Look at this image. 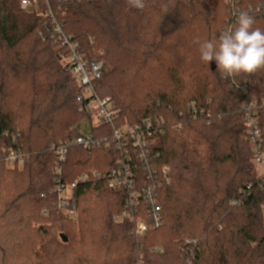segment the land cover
I'll use <instances>...</instances> for the list:
<instances>
[{
  "label": "trees",
  "instance_id": "16d2710c",
  "mask_svg": "<svg viewBox=\"0 0 264 264\" xmlns=\"http://www.w3.org/2000/svg\"><path fill=\"white\" fill-rule=\"evenodd\" d=\"M259 4L146 0L139 10L127 0L50 2L86 58L104 62L94 87L114 103L117 125L165 122L149 163L168 167L171 181L159 189L161 226L140 242L132 223L115 220L126 194L103 177L120 158L111 147L70 148L67 182L84 172L102 176L77 187L76 220L57 210L53 147L77 137L82 120L96 137L112 130L77 108L82 89L65 70L67 52L53 38L46 6L29 11L20 0H0V264H184L192 249L190 264H264V180L245 121L254 103L264 131V69L225 78L193 43L235 24L231 9L247 11L264 30ZM9 147L23 152V167L5 166ZM136 164V181L146 182L148 170Z\"/></svg>",
  "mask_w": 264,
  "mask_h": 264
},
{
  "label": "built area",
  "instance_id": "2783aa9c",
  "mask_svg": "<svg viewBox=\"0 0 264 264\" xmlns=\"http://www.w3.org/2000/svg\"><path fill=\"white\" fill-rule=\"evenodd\" d=\"M60 4L75 3L81 0H54ZM51 0H20L21 6L29 11H33L36 5L46 6L47 16L50 19V27L53 38L59 47L67 52L65 70L71 72L79 82L82 92L76 99L79 111L88 112L93 110L95 123L108 126L112 130L110 137L102 135L96 137L94 134L84 135L79 133L75 138L61 142L53 147L55 154L54 181L50 194L54 197L53 203L57 210L67 219L75 220L78 209L75 201L76 189L80 184H84L91 178H101L97 172H84L76 180L69 183L65 180L64 166L67 163L69 150L72 146L84 148L86 150L100 149L104 146L111 147L120 158L116 167L103 174L108 181V188L124 192L126 194L123 211L116 216V222H130L135 226L138 236L144 238L151 230L161 226V207L159 204V189L163 185L170 184L169 168L164 166L161 170L155 169V163L150 157L151 148L154 144V137L162 132L164 121L148 118L141 123L130 125H117L118 113L110 98H101L95 91L94 82L100 80L104 73V62L100 59L88 60L84 53L80 51L79 43L64 31L63 25L57 22L50 7ZM233 7L239 0H228ZM258 9L264 12V4H259ZM234 17L238 11L231 9ZM41 35V34H40ZM102 54V53H101ZM64 56V53H61ZM193 110V105L191 106ZM245 121L248 132V141L252 146L255 162L263 164V134L264 131L259 125L257 116V106L248 102L245 107ZM78 131V130H77ZM110 138V139H109ZM16 144V141H13ZM6 152L5 166L14 168L26 163V157L19 148H4ZM150 157L151 159H149ZM139 162L148 170V180L137 182L135 179L136 163ZM238 202V201H237ZM237 202H232L237 205ZM239 203V202H238ZM48 215V210H44Z\"/></svg>",
  "mask_w": 264,
  "mask_h": 264
},
{
  "label": "clouds",
  "instance_id": "9594fccd",
  "mask_svg": "<svg viewBox=\"0 0 264 264\" xmlns=\"http://www.w3.org/2000/svg\"><path fill=\"white\" fill-rule=\"evenodd\" d=\"M131 7L143 10L146 0H127ZM167 12V6H164ZM255 19L241 11L235 24L221 31L218 39L193 40L198 45L200 59L209 64L215 61L217 71L225 78L254 74L264 69V30L254 27Z\"/></svg>",
  "mask_w": 264,
  "mask_h": 264
},
{
  "label": "rangeland",
  "instance_id": "374dc122",
  "mask_svg": "<svg viewBox=\"0 0 264 264\" xmlns=\"http://www.w3.org/2000/svg\"><path fill=\"white\" fill-rule=\"evenodd\" d=\"M52 1V0H51ZM77 128L79 129V131H80V133L81 134H84V135H90V134H92V128H91V126L89 125V123L87 122V121H84V120H82V121H80L78 124H77ZM262 157H263V164L262 165H258L256 162H255V158H254V162H255V164H256V166H257V170H258V172L261 174V178H263V180H264V151H263V154H262ZM56 159V158H55ZM24 165H22V166H19V167H14V168H9V169H15V168H21V167H23ZM54 168H55V166H54ZM64 174H65V166H64ZM53 186V185H52ZM52 189V188H51ZM234 202V201H233ZM237 202V201H236ZM239 202V203H238ZM237 202V204H240V201H238ZM76 205H77V203H76ZM77 209H78V206H77ZM78 215H79V209H78ZM78 215H77V217H76V219L78 218ZM75 219V220H76ZM133 225V224H132ZM133 234H134V236H135V238L138 240V241H140V242H142V241H144V240H146L147 238H148V236H149V234H150V232H149V234H148V236L146 235V236H144V238H141L140 236H138L137 234H136V231H135V226L133 225ZM190 242H192V241H187L186 243H190ZM192 251H193V249H192ZM190 252V254H189V259H186V261H185V263L184 264H190V263H188L189 261L190 262H192L191 260V258H192V256H193V252ZM189 260V261H188ZM138 264H140V262L138 263Z\"/></svg>",
  "mask_w": 264,
  "mask_h": 264
},
{
  "label": "water",
  "instance_id": "95a60500",
  "mask_svg": "<svg viewBox=\"0 0 264 264\" xmlns=\"http://www.w3.org/2000/svg\"><path fill=\"white\" fill-rule=\"evenodd\" d=\"M61 239H62L63 242H67L68 241L67 237L64 236V235H61Z\"/></svg>",
  "mask_w": 264,
  "mask_h": 264
}]
</instances>
